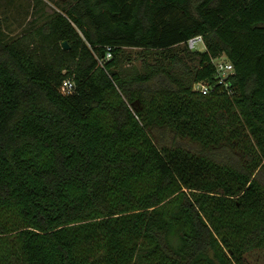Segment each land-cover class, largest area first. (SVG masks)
<instances>
[{"label":"trees","instance_id":"obj_1","mask_svg":"<svg viewBox=\"0 0 264 264\" xmlns=\"http://www.w3.org/2000/svg\"><path fill=\"white\" fill-rule=\"evenodd\" d=\"M196 36L205 50L186 47ZM181 45L193 71L177 53V73L118 67L122 49ZM255 251L264 0H71L10 42L0 31V264H253Z\"/></svg>","mask_w":264,"mask_h":264},{"label":"rangeland","instance_id":"obj_2","mask_svg":"<svg viewBox=\"0 0 264 264\" xmlns=\"http://www.w3.org/2000/svg\"><path fill=\"white\" fill-rule=\"evenodd\" d=\"M70 3L71 0H0L1 34L10 42L39 28L48 20L50 14L69 6ZM183 48L181 45L167 51L122 49L118 55V67L124 76L144 74L160 65L170 67L177 73L174 64L172 65L171 56L177 53L187 61L188 59L181 52ZM196 49L203 51L205 45L197 44ZM187 64L190 71H193L196 63L187 61ZM191 75L192 72L188 77ZM249 259L253 264H264V252L255 251L249 255Z\"/></svg>","mask_w":264,"mask_h":264},{"label":"built area","instance_id":"obj_3","mask_svg":"<svg viewBox=\"0 0 264 264\" xmlns=\"http://www.w3.org/2000/svg\"><path fill=\"white\" fill-rule=\"evenodd\" d=\"M197 44H202L204 46V41H203L202 36H196V37L190 38L186 42V47L188 48V50L198 51L196 49ZM111 58H112L111 53L107 52L105 56V60H109ZM210 63L215 68V72L218 78V84L227 86V79L234 71L233 65L224 56L212 58L210 60ZM73 88H74V82L72 80L66 79L61 84V91L64 94L71 93ZM193 89L198 91L202 95H207L209 93L210 87H208V85L204 83H197V84H194Z\"/></svg>","mask_w":264,"mask_h":264},{"label":"water","instance_id":"obj_4","mask_svg":"<svg viewBox=\"0 0 264 264\" xmlns=\"http://www.w3.org/2000/svg\"><path fill=\"white\" fill-rule=\"evenodd\" d=\"M62 47L65 50H68L69 49V46L67 45L66 41L62 42Z\"/></svg>","mask_w":264,"mask_h":264}]
</instances>
